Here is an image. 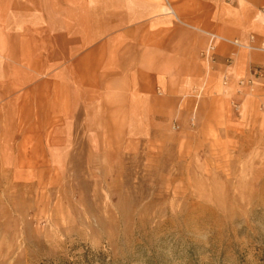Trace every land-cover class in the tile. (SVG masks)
<instances>
[{"label":"rangeland","instance_id":"obj_1","mask_svg":"<svg viewBox=\"0 0 264 264\" xmlns=\"http://www.w3.org/2000/svg\"><path fill=\"white\" fill-rule=\"evenodd\" d=\"M229 1L159 0V17L203 29ZM70 70L46 66L6 117L0 264H264V95L118 113Z\"/></svg>","mask_w":264,"mask_h":264},{"label":"crops","instance_id":"obj_2","mask_svg":"<svg viewBox=\"0 0 264 264\" xmlns=\"http://www.w3.org/2000/svg\"><path fill=\"white\" fill-rule=\"evenodd\" d=\"M159 9V0H0V137L8 144L6 117L26 103L46 66L69 63V81L88 91L101 84L107 99H117L118 113L176 114L193 93L211 90L245 110L251 97L264 95V53L218 42L214 62L204 57L208 33L264 44V0L224 2L212 21L192 22L203 29L175 27ZM254 68L261 69L256 94L238 86Z\"/></svg>","mask_w":264,"mask_h":264},{"label":"built area","instance_id":"obj_3","mask_svg":"<svg viewBox=\"0 0 264 264\" xmlns=\"http://www.w3.org/2000/svg\"><path fill=\"white\" fill-rule=\"evenodd\" d=\"M264 11V10H263ZM207 36L209 37L210 41L212 42L211 45L209 46L207 53L204 54V57L209 59L211 62H214V54L216 51V43L221 42V43H227V44H231L235 47H237L238 49L241 50H245V51H250V52H261L264 53V44H256V39L255 37H250L249 42L246 44L240 43L238 41H234L231 42L225 38H222L220 36H217L215 34H207ZM231 61V59H228V63ZM260 77L261 76V72L260 71H256L255 74H252L250 76V78L245 79V80H241L238 82V86L241 88H249L251 91L255 90V86H256V77ZM228 81H225V84H227Z\"/></svg>","mask_w":264,"mask_h":264}]
</instances>
